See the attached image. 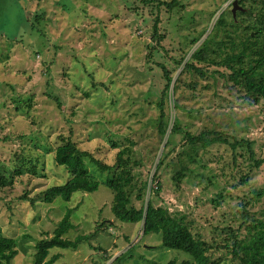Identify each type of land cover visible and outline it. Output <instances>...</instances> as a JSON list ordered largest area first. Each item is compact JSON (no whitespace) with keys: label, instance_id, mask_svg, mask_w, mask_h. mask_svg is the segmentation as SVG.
Returning a JSON list of instances; mask_svg holds the SVG:
<instances>
[{"label":"rangeland","instance_id":"1","mask_svg":"<svg viewBox=\"0 0 264 264\" xmlns=\"http://www.w3.org/2000/svg\"><path fill=\"white\" fill-rule=\"evenodd\" d=\"M176 1L169 9L156 8V0L152 5L140 0H0V234L16 240L11 264H32L36 243L52 235L67 208L72 228L64 237L84 234L88 239L76 249H50L48 257L58 254L54 264H111L117 256L113 264L190 259L184 251L164 247L161 233L142 234L141 223L115 218L107 180L116 169V153L126 149L136 186L152 184L165 140L156 128V102L164 84L157 63H166L175 78L182 65L172 58L185 53L187 59L208 35L202 47L205 62L199 64L208 69L206 75L184 76L174 93L177 108L170 91V122L175 116L182 132L166 148L174 146L153 203L184 212L195 235L218 241L225 227H238L244 202L251 203L246 209L255 215L264 208V196L253 200L260 189L264 195V163L254 167L241 146L234 159L225 143L198 148L180 185L171 179L179 167L177 153L184 155L180 151L188 148L182 144L184 131L197 134L206 128L245 138L253 142L254 157L264 158L262 103L245 100L218 73L211 74L212 69L225 71L211 60H223L242 37L241 28L235 34L222 28L212 32L221 13L227 19L232 15L233 0ZM156 11L161 46L152 37ZM35 12L43 17L33 19ZM150 45L156 49L147 56ZM59 135H69L111 169L102 171L86 157L97 189L74 191L67 201L55 196L47 203L41 191L70 178L54 161ZM148 197L147 189L144 203ZM132 204H142L135 194ZM215 256L219 264H232L223 252Z\"/></svg>","mask_w":264,"mask_h":264},{"label":"trees","instance_id":"2","mask_svg":"<svg viewBox=\"0 0 264 264\" xmlns=\"http://www.w3.org/2000/svg\"><path fill=\"white\" fill-rule=\"evenodd\" d=\"M152 1L140 0L146 5H152ZM156 1V8H159V5H164L171 9L173 5L178 4L176 0L170 2ZM239 2L244 10H238L236 16L229 13L228 19L224 12L221 13L214 23L212 32L222 28L228 33L235 34L237 29L241 28L242 37L238 41L241 47L239 49V44L237 47L235 44L231 46V53L225 55L223 60H211L210 65L225 70L212 69L211 74L218 73L230 88L242 92V98L255 104L261 102L264 109V0H239ZM41 17H43L42 13L35 12L33 15V19H40ZM153 20L152 37L155 38L157 46H161V40L164 36L159 33L160 17L158 11L154 14ZM209 38L208 35L204 40ZM197 40L198 38H192L191 42L194 43ZM205 41L197 46L187 59H185V53L172 58L175 65H182L175 78L172 69L166 63H157L162 72L164 84L156 102L158 108L156 128L161 140H165L151 178V183H155V186L148 185L147 181L136 186L132 167L128 165L129 159L124 158L126 149L119 150L116 153V169L107 180V185L113 193L111 212L120 221L141 223L142 234L161 233V243L164 247L188 253L190 259H184L180 264H219L221 259L215 256L216 252H223L232 264H264V208L260 210L259 215H255V212L251 213L249 209H246L251 203L249 201L244 202L239 211L238 227H225L226 233L218 241L195 235L186 221L184 212L178 209L170 211L167 206L153 203V196H158L161 190V169L174 146L171 147L172 149L167 150L166 148L172 143V136L182 132L179 120L175 116L170 122L167 111L168 102L171 100L170 91H172L173 107L177 108V98L175 100L174 93L179 88V84L183 82L184 76L194 73L200 77L206 75L208 69L199 65L205 62V53L202 52ZM155 49L154 45H150L147 56H152ZM54 99L60 105L58 99L56 97ZM58 138L60 143L53 147L54 161L67 170L70 178L64 183L49 186L41 191L43 201L47 203L51 202L55 196H60L67 201L74 191L92 192L97 189L99 182L90 177L84 160L86 157L102 171L111 169V166L102 163L87 150L80 149L69 135H59ZM230 138L233 139L232 142L229 141ZM218 142L225 143L231 148V158L233 159L236 155L237 146H241L245 148L248 153V160L254 167L258 168L264 163V158L254 157L253 142L250 140L245 138L238 140L223 131L206 128L197 134L184 131L182 144L183 146L184 144L188 145V148H182L180 151V155L182 153L184 155L179 156V153L176 155L179 167L174 170L171 176L173 182L180 185L181 180L187 175L188 164L195 162L198 148L206 150ZM240 182H243V177ZM147 189L149 197L144 203V195ZM133 194L142 202L139 207L132 204ZM262 196H264L263 191L260 189L254 192L253 200L256 202ZM212 202L218 204L217 200L213 199ZM70 212L71 209L67 208L57 226L52 230V235L41 238L36 243L32 264H54L58 254L48 257L50 249H76L82 241L88 239V236L84 234H78L74 239L64 237V234L72 228V223L69 220ZM104 222L103 220L101 224ZM128 251L130 250L127 249L125 252ZM16 253V240L0 234V264H11ZM118 259L119 256L115 257L111 264ZM168 264H172V261Z\"/></svg>","mask_w":264,"mask_h":264},{"label":"water","instance_id":"3","mask_svg":"<svg viewBox=\"0 0 264 264\" xmlns=\"http://www.w3.org/2000/svg\"><path fill=\"white\" fill-rule=\"evenodd\" d=\"M244 10L243 7L241 5L238 4V0H233L231 2V13L234 16L235 15V11L236 10Z\"/></svg>","mask_w":264,"mask_h":264}]
</instances>
